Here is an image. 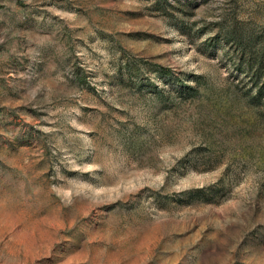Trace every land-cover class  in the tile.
Returning <instances> with one entry per match:
<instances>
[{
  "label": "rangeland",
  "instance_id": "rangeland-1",
  "mask_svg": "<svg viewBox=\"0 0 264 264\" xmlns=\"http://www.w3.org/2000/svg\"><path fill=\"white\" fill-rule=\"evenodd\" d=\"M0 264H264V0H0Z\"/></svg>",
  "mask_w": 264,
  "mask_h": 264
},
{
  "label": "trees",
  "instance_id": "trees-1",
  "mask_svg": "<svg viewBox=\"0 0 264 264\" xmlns=\"http://www.w3.org/2000/svg\"><path fill=\"white\" fill-rule=\"evenodd\" d=\"M251 65V64H250ZM252 66V65H251ZM260 69H261V67H257V68H255V75L256 76H259L260 74ZM257 92L259 93V94H261L262 93V86H259L258 88H257Z\"/></svg>",
  "mask_w": 264,
  "mask_h": 264
}]
</instances>
